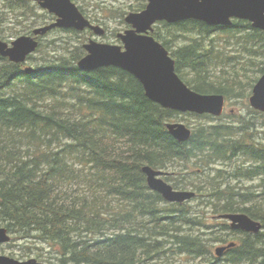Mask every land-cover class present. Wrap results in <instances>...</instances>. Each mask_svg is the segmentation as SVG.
Returning a JSON list of instances; mask_svg holds the SVG:
<instances>
[{"label": "trees", "instance_id": "obj_1", "mask_svg": "<svg viewBox=\"0 0 264 264\" xmlns=\"http://www.w3.org/2000/svg\"><path fill=\"white\" fill-rule=\"evenodd\" d=\"M0 1L7 12L19 9L18 0H9L8 8V0ZM94 4L95 11L105 7ZM80 8L102 22L88 6ZM21 9L33 12L26 0ZM2 21L1 30L11 20L3 16ZM152 34L170 51L183 81L199 93H220L228 101L249 97L264 74V31L245 20L220 31L234 52L217 46L213 26L198 20L162 21ZM85 54L76 46L45 58L35 72L0 55V226L49 247L22 258L34 253L47 264H213V241L228 237L213 235L205 216L243 212L263 229L234 230L236 246L226 257L232 264H264V137L256 123L242 115L229 123H205L180 142L167 122L181 114L213 116L162 107L123 69L82 71L77 64ZM242 59L259 75L248 81L234 68L217 71L219 64L233 66ZM236 159L241 161L232 173H207L219 160ZM145 165L166 171L165 180L174 181L176 189L204 193L203 200L166 201L148 186ZM188 170L203 174V184L185 181ZM244 179L258 184L243 185ZM203 225L211 230L203 231Z\"/></svg>", "mask_w": 264, "mask_h": 264}, {"label": "water", "instance_id": "obj_2", "mask_svg": "<svg viewBox=\"0 0 264 264\" xmlns=\"http://www.w3.org/2000/svg\"><path fill=\"white\" fill-rule=\"evenodd\" d=\"M41 7L57 16L50 25L37 28L34 35H21L9 44L0 39V55L15 63L27 62L34 53L40 35L54 28H73L83 31L91 29L96 36L102 37L106 30L86 18L73 0H36ZM145 9L130 12L125 21L129 29L117 34L122 44H113L90 39L84 44L87 54L78 61L82 71H92L101 67L114 66L134 75L143 85L146 96L162 107L179 112L211 114L219 117L225 109L226 98L220 93L203 94L190 88L176 71V61L168 49L153 37V25L160 21L177 23L194 19L208 25L228 27L234 19L248 20L255 28L264 30V0H148ZM26 72H35L27 67ZM252 108L264 112V74L252 88L249 97ZM169 133L178 141L186 142L192 135V129L183 122H167ZM150 189L160 193L169 202L183 203L196 196L193 190L175 189L163 179L164 170L150 165L142 167ZM231 221L234 230L259 233L263 229L261 221L253 219L247 213L235 212L221 215ZM6 227L0 226V245L11 241ZM231 242L216 249L218 256L235 247ZM0 264H45L36 258L27 260L0 254ZM73 264V263H70ZM96 264V263H84Z\"/></svg>", "mask_w": 264, "mask_h": 264}, {"label": "rangeland", "instance_id": "obj_3", "mask_svg": "<svg viewBox=\"0 0 264 264\" xmlns=\"http://www.w3.org/2000/svg\"><path fill=\"white\" fill-rule=\"evenodd\" d=\"M101 1L102 4L105 5V7L97 9L95 11L94 2L96 0H78V5H86L89 8V13L92 15H97L99 18L102 19V22L100 24L107 29V34L101 38L94 36L99 41L107 42V43H113V44H120L121 42L117 38L118 32H123L125 28L128 27V24L125 21L126 15H128L130 12L140 11L146 8L148 4V0H97ZM10 11H8L9 13ZM14 13V12H13ZM20 13V12H18ZM15 12L14 14H9L10 16V22L6 25V27L1 30L0 29V38L5 39L8 41H13L17 37L21 35H27L29 32H31V29H26V27H19V25H16V19L15 14H18ZM122 13H124L122 17ZM19 15V14H18ZM33 15V14H31ZM38 17H46V15L42 12L37 14ZM34 21V20H32ZM169 29H167L165 26H163V33H167ZM190 34V33H189ZM196 33L193 34V36ZM93 35L90 32L83 33L81 35H75L66 31H62L61 29L53 30L45 37V39L42 41L43 44L40 45L39 49L31 56L30 59H28V65L27 67H39L40 64L46 62H43V60L46 58L52 59L55 56H61L64 54H68L70 49L75 50L76 46H83V43H87L89 38ZM218 39L217 46H219L222 50L227 52H232L234 48H231L230 43H228L226 40H224V35H218L213 36ZM161 43H163L161 40L157 39ZM183 40H177L175 44L181 43ZM233 45V43L231 44ZM233 47V46H232ZM173 48V47H172ZM234 52V51H233ZM38 63H40L38 65ZM38 65V66H37ZM226 67V68H225ZM238 71L241 76L248 79L250 81L251 78L256 77L259 75L256 71L255 67L248 66L244 59H242L241 63L234 64L233 66H226L223 64H219V67L217 68V71L221 72L224 70L225 72L229 71ZM261 76V75H260ZM259 76V77H260ZM252 80V79H251ZM246 82V81H245ZM247 83V82H246ZM254 83V82H253ZM251 89V86L247 84V92ZM252 92V91H251ZM254 110V111H252ZM261 112L256 111L253 109L249 104V97L245 98H233L231 100H227L225 112L221 117L215 118L213 117L212 120L208 118H198L194 115L189 114H181L178 118L173 119L174 122H183L191 129L205 123H212V124H220V123H229L234 120H237L239 116H245L248 117L247 119L253 120V122L256 123L258 126L257 132H260L261 137H264V115L260 114ZM264 114V113H263ZM241 160H234L231 163H228V165H211L207 169V173L211 176H215L219 169L221 171L231 173L234 171L235 168H233L234 164H240ZM195 168V165H193V169ZM180 170V169H179ZM184 179L185 181H191L194 183V187L196 185H202L204 182L203 174L198 175L195 174L194 171L188 170L185 171ZM226 175V174H225ZM164 178V177H163ZM165 179V178H164ZM167 181V180H166ZM228 181L232 183H237L238 181H235L232 178H229ZM168 183L172 184L174 186V181H167ZM258 184V180H243V185H250V184ZM204 186V185H203ZM189 188V187H188ZM205 192V190H204ZM204 193H198L196 198L190 201H187L186 204L188 205H196L198 203H201L203 200ZM205 207V206H204ZM208 210V208H207ZM209 211V210H208ZM212 215V213H210ZM38 248L42 249L43 252H48L49 247L47 244L43 243H35L34 242H26L24 240H21L17 236L12 235V240L10 243L0 245V254H5L8 256H13L17 258H22V254L30 252V251H37ZM46 248V249H45ZM26 255V254H24ZM31 257H36V255L33 253V255H28L24 259H29ZM23 259V258H22ZM197 264L200 262V260H196Z\"/></svg>", "mask_w": 264, "mask_h": 264}, {"label": "flooded vegetation", "instance_id": "obj_4", "mask_svg": "<svg viewBox=\"0 0 264 264\" xmlns=\"http://www.w3.org/2000/svg\"><path fill=\"white\" fill-rule=\"evenodd\" d=\"M73 1L77 4V1L78 0H73ZM23 2H25V0H23ZM23 2H22V0H18L19 9L18 10H15V9L11 8L13 11L8 10V11H10L8 13L6 10L2 9L3 2L0 1V28H2L3 25H4L3 24L4 22L2 21L3 20V16H4V19L5 18L6 19L7 18H10L9 16L11 14H14L15 12H17V13L20 12L19 15L17 16L18 18L16 19V25H19V27L21 26V27H26L28 29H31V32H29L28 35H34L33 31L35 29L40 28V27H44V26H47V25H50L51 23H53V22L56 21L57 16L55 14L51 13L49 10L44 9L43 7H41V5L36 0H26V3H28L30 6L33 7V12H32L33 15H31L32 13H29V12L28 13H24L23 10L21 9V7L23 5ZM7 5L9 6V0L7 1V4L5 6L7 7ZM77 6L79 7V9L83 13V15L91 21V23H93L95 25H101V26H103L98 21L93 20L88 15V13L86 11H83L80 8V5L77 4ZM40 12L44 13L46 15V17H38L37 14H39ZM32 20H34V21H32ZM246 21H247V25H250L251 28H253V29H259V28H255L253 26L252 22H250L248 20H246ZM129 28H130V26L128 25V27L125 28L124 31L126 29H129ZM223 28H224V26H215V25H213V36L220 35V31H222ZM56 29H62V28H56ZM261 30L264 31L263 29H261ZM84 31H90L91 34L93 35L92 37L89 38V40L90 39H94V36L95 35H94V32L91 29L86 28ZM50 32H48L45 35H40V36L37 37V39L40 42V45L43 44L42 41L45 39V37L47 35H49ZM221 35H223V34H221ZM1 40L6 41L9 44H11V42H12V41H8V40H5V39H1ZM40 45H39V47H40ZM31 56H29V58ZM28 64H29L28 62L23 63V66L24 67L22 66V68H25L26 65H28ZM231 162H233V160H231V161L219 160V161L215 162L214 164L215 165H218V163H220L219 166H222V165H228V163H231ZM213 201H215V200L213 199ZM222 214L223 213H220V214H214L213 213L212 215L209 214V215L205 216V219H207L208 224L211 225V226H213V235H214V233H217V232H221L222 234H224V232H225L226 237H228L226 240L223 239V240H218L216 242L213 241V264H232L231 261L226 257V254L232 248L227 249L222 256H218L217 253H216V249L219 246H227L229 243H231V242L234 241L233 240V235H232L234 229L232 228L231 221L228 220V219H226V218H223L221 216ZM203 227H204L203 231H210L211 230L210 227H207V226H204V225H203ZM222 237H225V236L222 235Z\"/></svg>", "mask_w": 264, "mask_h": 264}, {"label": "bare ground", "instance_id": "obj_5", "mask_svg": "<svg viewBox=\"0 0 264 264\" xmlns=\"http://www.w3.org/2000/svg\"><path fill=\"white\" fill-rule=\"evenodd\" d=\"M251 136V135H250Z\"/></svg>", "mask_w": 264, "mask_h": 264}]
</instances>
